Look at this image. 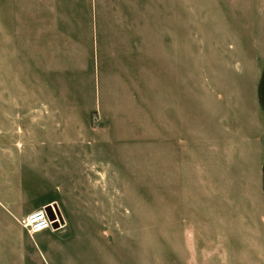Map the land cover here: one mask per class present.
<instances>
[{"label":"rangeland","instance_id":"rangeland-1","mask_svg":"<svg viewBox=\"0 0 264 264\" xmlns=\"http://www.w3.org/2000/svg\"><path fill=\"white\" fill-rule=\"evenodd\" d=\"M14 1L1 197L47 195L81 233H122L129 264H264L247 127L264 0Z\"/></svg>","mask_w":264,"mask_h":264},{"label":"crops","instance_id":"crops-1","mask_svg":"<svg viewBox=\"0 0 264 264\" xmlns=\"http://www.w3.org/2000/svg\"><path fill=\"white\" fill-rule=\"evenodd\" d=\"M14 2V0H0V10L4 9L9 15V20H6L7 24L0 18V77L18 76L17 61L10 49L15 43L16 34L14 15L17 8ZM31 4L32 0H29L28 6H22L21 13L24 14V11L27 13V9L30 10L32 7ZM79 4L77 1L74 3L73 12L76 13L75 9ZM48 5L54 9L53 13L58 14L59 9L63 10L62 5H56L55 9V5H50L48 0H40L37 13H43L44 7L49 8ZM28 64L31 68L29 62ZM254 101V108L249 116L247 127L251 132L250 135L253 136L249 141L250 147L260 157L257 177L260 198L264 203V67L255 82ZM52 201L47 195H43L42 199H37L28 208H21L17 201L0 195V264H129L127 236L123 238L122 233L107 230L85 235L81 233L78 225L71 223L68 214L62 213L59 206L64 220V226L60 229L48 230L31 236L22 226L20 229L12 226V219L18 222L28 213L48 206ZM14 210H18L20 216H16ZM82 236L91 242L88 247V256L83 257L81 254Z\"/></svg>","mask_w":264,"mask_h":264},{"label":"built area","instance_id":"built-area-1","mask_svg":"<svg viewBox=\"0 0 264 264\" xmlns=\"http://www.w3.org/2000/svg\"><path fill=\"white\" fill-rule=\"evenodd\" d=\"M48 206L52 209L54 220L50 218V215L45 209L46 206L35 209L18 220L19 224L29 235L33 236L48 230L54 231L64 226L60 208L55 203H51ZM54 225H58V228H54Z\"/></svg>","mask_w":264,"mask_h":264},{"label":"water","instance_id":"water-1","mask_svg":"<svg viewBox=\"0 0 264 264\" xmlns=\"http://www.w3.org/2000/svg\"><path fill=\"white\" fill-rule=\"evenodd\" d=\"M46 211L48 212V214L50 215V218L52 219V220H54V216H53V214H52V209H51V207L50 206H46ZM54 228H58V225H54Z\"/></svg>","mask_w":264,"mask_h":264}]
</instances>
